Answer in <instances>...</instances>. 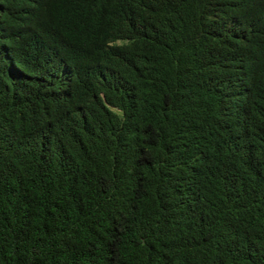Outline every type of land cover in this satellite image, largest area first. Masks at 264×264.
<instances>
[{
	"label": "trees",
	"instance_id": "trees-1",
	"mask_svg": "<svg viewBox=\"0 0 264 264\" xmlns=\"http://www.w3.org/2000/svg\"><path fill=\"white\" fill-rule=\"evenodd\" d=\"M0 264H264V0H0Z\"/></svg>",
	"mask_w": 264,
	"mask_h": 264
}]
</instances>
